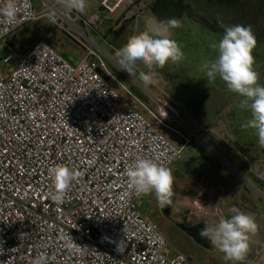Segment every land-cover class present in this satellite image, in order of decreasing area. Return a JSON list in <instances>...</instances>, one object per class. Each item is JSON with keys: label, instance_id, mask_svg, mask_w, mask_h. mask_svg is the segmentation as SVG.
<instances>
[{"label": "built area", "instance_id": "built-area-1", "mask_svg": "<svg viewBox=\"0 0 264 264\" xmlns=\"http://www.w3.org/2000/svg\"><path fill=\"white\" fill-rule=\"evenodd\" d=\"M54 1L41 0L38 10L32 0H16L14 20L0 14V43L47 20L86 51L73 62L39 39L14 68H7L12 56L0 62V264H36L40 257L44 264H193L184 254L168 253L157 224L141 212L144 195L126 176L138 159L168 168L190 160L191 141L177 127L185 125L182 108L157 99L153 109L141 101L77 26L100 31L99 11L115 20L123 14L141 19L149 4L98 0L97 11L85 15L87 0L83 13ZM5 4L0 0V9ZM56 165L80 173L60 200L48 173ZM257 177L264 185V170ZM68 234L75 250L65 243Z\"/></svg>", "mask_w": 264, "mask_h": 264}, {"label": "rangeland", "instance_id": "rangeland-1", "mask_svg": "<svg viewBox=\"0 0 264 264\" xmlns=\"http://www.w3.org/2000/svg\"><path fill=\"white\" fill-rule=\"evenodd\" d=\"M235 1L237 3L194 0L193 2L198 6L191 7L194 17L189 19L190 15H185L181 21L182 26L171 33V38L178 42L185 58L177 64L169 63L163 69H154L157 83L147 87L143 85L139 73L130 76L126 71L121 70L118 58L115 56V52L126 43L128 37L145 31L142 26H136L133 22H128L124 29L122 26H101L99 33L95 30L86 31L82 26H78L94 40L95 43L90 41V45L104 56L111 71L141 101L153 109L157 107V99L181 106L180 116L185 125L177 127L191 141L189 164L192 154L199 155V148L202 147L208 151L210 158L219 164V168H223L221 190L214 191L212 204L203 206L200 214H198L199 200L193 205L189 204L193 207L192 214L184 213L187 205L185 206L181 197H177V204L173 209L169 208V211L173 212L172 219L180 224V227H172L173 235L168 242L167 251L172 254H184L193 264H231V262L225 261L223 254L212 244L208 248L197 244L181 226L192 228L205 224L211 227L218 223L220 218H230L234 215L230 211L233 207L254 216L258 224V231L250 238V251L245 261L238 264H261L264 260V185L256 177L264 170V148L258 145V137L253 130L241 127L250 113L239 107L238 94L230 92L219 79L209 82L201 71L204 62L215 58L214 45L222 36V33L210 30L208 23L213 25L216 19L225 22V25L242 24L250 26L256 37L257 43L253 50L254 69L259 74V83L264 85V34L256 30L257 26H264V0ZM34 4L39 10L41 0H34ZM168 12L175 16H180L182 13L178 5L169 8ZM256 16H258L257 22ZM29 26L35 27V25ZM46 27L36 26L38 30ZM54 28L52 44L57 49H62L65 56L77 61L86 55L85 49L76 39L70 37L64 30L56 26ZM119 29L122 30L121 35L112 39L111 32ZM26 32L23 28L13 35L15 37L11 36L6 42L0 43V62L7 56H12L7 68H14L17 59L22 57L36 40L44 38L33 35L34 31ZM64 39H69V43L62 48ZM10 43H13V46ZM21 45L24 46L22 51H20ZM15 49L16 53H14ZM143 70L147 72V69ZM2 73L7 74L6 70H2ZM119 89L123 96L140 109L125 91ZM163 132L176 145L183 144L179 137L169 131L163 130ZM188 170L190 172L184 169V174L178 173L173 177L174 181L183 183L181 185L189 195H194L196 190L190 185V181H197L194 177L199 174V161L196 165L188 166ZM154 209L155 206L150 198L143 200V211L153 213ZM152 219L151 217L149 220ZM154 223L158 224L156 221ZM256 254L260 256L259 261L254 260Z\"/></svg>", "mask_w": 264, "mask_h": 264}, {"label": "clouds", "instance_id": "clouds-1", "mask_svg": "<svg viewBox=\"0 0 264 264\" xmlns=\"http://www.w3.org/2000/svg\"><path fill=\"white\" fill-rule=\"evenodd\" d=\"M57 3L69 11L83 13L86 8V0H57ZM17 11L16 0H6L0 14L14 20ZM219 23L223 34L214 45L215 58L204 62L201 71L209 82L219 79L230 92L238 94L239 107L250 113L241 127L253 130L258 137V145L264 148V85L259 83V74L254 69L256 37L250 26ZM181 26V20L172 18L161 22L156 33L144 31L128 37L126 43L115 52L120 69L130 76L139 73L145 87L155 85L154 69H163L167 64H177L185 58L178 42L171 38L172 31ZM143 69H147V72ZM48 173L57 191L56 200L62 199L71 183L80 175L64 165L50 167ZM126 176L137 194H154L161 208L172 204L175 193L170 168L142 158L127 169ZM230 211L234 215L220 218L211 227L205 225L199 235L222 253L225 261L238 264L245 261L250 251L251 235L258 231V224L254 216L235 207ZM65 243L72 250L78 246L69 234L65 237ZM116 250L122 253L121 242ZM44 260V257H40L36 264H44Z\"/></svg>", "mask_w": 264, "mask_h": 264}, {"label": "crops", "instance_id": "crops-1", "mask_svg": "<svg viewBox=\"0 0 264 264\" xmlns=\"http://www.w3.org/2000/svg\"><path fill=\"white\" fill-rule=\"evenodd\" d=\"M87 1L89 3V10L85 11L84 14L91 15L95 13L98 9V0H87ZM143 1L146 4H149V7L147 8L146 16L144 18L134 19V18H130L127 15L123 14L118 20H115L114 18L107 16L105 12L99 11L102 17V20H103L102 26H126L128 22H133L136 26H142L143 29L146 31V23L151 18L157 21L159 25H161V22L166 21L168 19H172V18H176L182 21L185 15H188V14L192 15V11H193V9L191 11L192 6H195L196 8L198 7L196 3L193 2L194 0H143ZM176 5H178L181 8L182 13L180 16L170 15V13L168 12L169 8H171L172 6L174 8L176 7ZM188 17L189 19H191L190 16ZM79 25L82 26L81 23L77 24V26ZM197 158L199 159V174H198L199 176L197 175L196 177H194L195 179H197L196 182L193 180L190 181L191 182L190 185L194 187V189L196 190V194L189 195L186 192V190L183 189L181 185L183 184L182 182L179 183L178 181H174V184H173V191L177 193L179 197H181V199H184L185 206L187 205V209L184 212L186 214H189V212H191L192 214V211H193L192 205L193 203L196 202V200H199L200 211H198V214H200L201 208L203 206H208L212 204V200L214 197V191L216 189L218 191L219 189L221 190V186H222L221 177L222 175H224L223 168H219L218 166L219 164H216L215 161L212 158H210L208 154H205L201 151H199V155L197 156L195 154H192L190 164L188 162H179L171 166L170 169L172 170L173 176L178 175V173L184 174V169L190 172V170H188V166L196 165L198 161ZM200 158L201 160H204L205 163H202ZM251 172L252 171L250 170V173ZM188 175L190 176V178L191 177L193 178L191 174H188ZM257 176L258 174L256 175V177ZM146 198H150L153 206H155L153 213L160 212V210H162L154 194L144 195L141 199L142 206H143V200ZM176 199L177 198L173 199L172 204L169 205L171 206V209H173L175 207V204H177ZM191 203L192 205L190 206L189 204ZM142 206H141V212L144 215V217L149 220L152 217L153 213H147L143 211ZM149 221L153 223L155 222L153 219ZM170 254L175 255L177 253H174V254L170 253ZM257 255L258 254H256V256Z\"/></svg>", "mask_w": 264, "mask_h": 264}, {"label": "trees", "instance_id": "trees-1", "mask_svg": "<svg viewBox=\"0 0 264 264\" xmlns=\"http://www.w3.org/2000/svg\"><path fill=\"white\" fill-rule=\"evenodd\" d=\"M33 1V3H34V0H32ZM220 1H222V2H226V3H228V2H232V3H237L235 0H220ZM240 4H243V3H240ZM34 6H35V4H34ZM182 7H184V6H182ZM190 15V14H189ZM194 16L193 15H190V18L192 19ZM258 16H256V22L258 21ZM212 19H214V18H212ZM205 21V20H204ZM47 23V25H46V23ZM206 23H208L207 21H205ZM219 22H222V21H219V20H216V19H214V24L213 25H210L209 23H208V27L210 28V30H212L213 32H218V33H222L223 34V28H221L220 27V23ZM223 24L225 23V22H222ZM29 25H35V27H30ZM29 25H27V26H25V27H23V28H25V30L27 31L26 33H29V32H31V31H34L33 33V35H37V36H42V37H44V38H42V39H44V40H46L49 44H51L52 46H54L53 44H52V42H53V38H54V25H52L49 21H47V20H42V21H40V22H38V23H35V24H29ZM38 25H40V26H47L46 28H42V29H40V30H38L39 28H36V26H38ZM54 26V27H53ZM22 28V29H23ZM125 28V26H122V29H124ZM256 30L257 31H260V32H263V34H264V26H257V28H256ZM121 29H119V30H115V31H113V32H111V38L112 39H116L117 37H119L120 35H121ZM13 36V35H12ZM13 37H15V36H13ZM69 43V39H64V42H63V47L62 48H64L67 44ZM10 45L11 46H13V43H10ZM54 48L55 49H57L55 46H54ZM24 49V46L23 45H21L20 46V51H22ZM65 58H67V59H69L67 56H65L64 55V53L61 51L62 49H57ZM17 52V50L15 49V52L14 53H16ZM70 61H73V60H71V59H69ZM74 62V61H73ZM200 149V151L201 152H203V153H205V154H208L209 155V153H208V151L206 150V149H204V148H202V147H200L199 148Z\"/></svg>", "mask_w": 264, "mask_h": 264}, {"label": "flooded vegetation", "instance_id": "flooded-vegetation-1", "mask_svg": "<svg viewBox=\"0 0 264 264\" xmlns=\"http://www.w3.org/2000/svg\"><path fill=\"white\" fill-rule=\"evenodd\" d=\"M169 208L171 206H166L160 210V212H156L152 214V218L158 223L157 226L161 233L166 238L167 242H169L170 238L173 235L172 227L178 226L180 227V224L176 223L173 218V212L169 211Z\"/></svg>", "mask_w": 264, "mask_h": 264}, {"label": "water", "instance_id": "water-1", "mask_svg": "<svg viewBox=\"0 0 264 264\" xmlns=\"http://www.w3.org/2000/svg\"><path fill=\"white\" fill-rule=\"evenodd\" d=\"M159 28L160 25L153 18L149 19L146 23V31L149 33H156ZM209 149L214 152L210 147ZM204 227L205 224H201L192 228L181 226L182 230L197 244L201 245L202 247L208 248L210 247L211 243L207 239L201 238V236L199 235L201 229H203Z\"/></svg>", "mask_w": 264, "mask_h": 264}]
</instances>
